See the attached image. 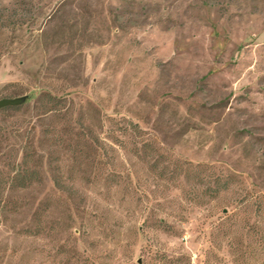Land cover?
<instances>
[{
    "label": "rangeland",
    "instance_id": "374dc122",
    "mask_svg": "<svg viewBox=\"0 0 264 264\" xmlns=\"http://www.w3.org/2000/svg\"><path fill=\"white\" fill-rule=\"evenodd\" d=\"M0 264H264V0H0Z\"/></svg>",
    "mask_w": 264,
    "mask_h": 264
},
{
    "label": "water",
    "instance_id": "95a60500",
    "mask_svg": "<svg viewBox=\"0 0 264 264\" xmlns=\"http://www.w3.org/2000/svg\"><path fill=\"white\" fill-rule=\"evenodd\" d=\"M26 99V96H17V97H4L0 99V109L6 106H15V105H19L22 102H24Z\"/></svg>",
    "mask_w": 264,
    "mask_h": 264
}]
</instances>
